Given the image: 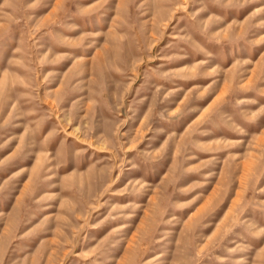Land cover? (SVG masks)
I'll return each mask as SVG.
<instances>
[{"label": "rangeland", "instance_id": "1", "mask_svg": "<svg viewBox=\"0 0 264 264\" xmlns=\"http://www.w3.org/2000/svg\"><path fill=\"white\" fill-rule=\"evenodd\" d=\"M0 264H264V0H0Z\"/></svg>", "mask_w": 264, "mask_h": 264}]
</instances>
